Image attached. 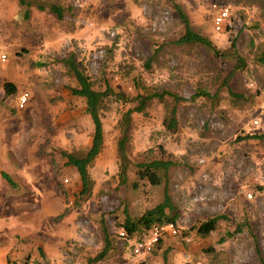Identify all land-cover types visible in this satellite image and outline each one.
Segmentation results:
<instances>
[{
    "label": "rangeland",
    "instance_id": "rangeland-1",
    "mask_svg": "<svg viewBox=\"0 0 264 264\" xmlns=\"http://www.w3.org/2000/svg\"><path fill=\"white\" fill-rule=\"evenodd\" d=\"M224 1L230 19L218 31L214 0H175L216 55L175 44L184 25L171 0H0V46L8 55L0 61V171L12 180L0 174V255L7 250L9 264H264V139H239L264 132V64L257 61L264 8L262 0ZM238 56L245 66L236 68ZM68 57L96 89L111 88L101 110L104 146L88 167L92 190L81 197L79 173L64 154L85 155L94 123L85 98L70 89L78 83ZM6 81L16 93L5 95ZM25 91L30 99L20 108ZM162 91L183 98L178 128L164 126L175 103L169 95L133 112L123 183L122 116L138 94ZM154 159L175 163L158 186L137 175L138 163ZM166 186L178 234L135 254L139 235L122 236L123 224L160 203ZM216 215L224 216L217 229L198 234ZM106 234L107 257L91 262Z\"/></svg>",
    "mask_w": 264,
    "mask_h": 264
},
{
    "label": "trees",
    "instance_id": "trees-1",
    "mask_svg": "<svg viewBox=\"0 0 264 264\" xmlns=\"http://www.w3.org/2000/svg\"><path fill=\"white\" fill-rule=\"evenodd\" d=\"M215 1L219 4H223L229 7L228 3L224 0H214V2ZM171 2L176 12V15L178 16V19L181 20V22L184 25V33L179 39L175 41V44L178 45L199 44L212 49L213 51H215L216 55H221V51L215 46V44L210 40V38L203 35L201 32L197 31L194 28L188 14L185 12L182 5L179 4L178 2H175V0H171ZM262 4H263L262 8H264V0H262ZM51 10L59 19L63 18L64 10L61 6L54 4L51 6ZM235 43H236V38L232 42V47H235ZM235 54L238 53L235 52ZM64 61H65V65L69 67L70 71L73 73L78 83L77 86L71 87L70 89L73 95L85 98L87 112L91 116L92 121L94 123V134H93L92 143L90 148L85 153V155L79 156L74 153L64 154L68 159L67 163L69 165L74 166L79 173L80 180L82 182V189L79 193V197H81L82 195H86V194L89 195L92 190L93 182L89 174L88 167L101 153L104 146V130L101 119V110L104 106L105 98L111 92V88L107 86L105 90L96 89L91 79L82 69L81 65L74 60V57H68L64 59ZM152 61L153 59L150 58V60L148 61V66L151 65ZM238 61L239 62L236 65V68L245 66L244 58L238 56ZM257 61L264 64V49L257 57ZM4 90L6 96H10L16 93V87L10 81H6L4 83ZM232 94L238 96L233 92V90H232ZM260 94H261L260 91H256L255 93V95H260ZM166 95L173 97L175 103L172 104L170 108L168 106L169 109L164 119V126L168 131H176L179 125L177 103L183 100V98L173 92L162 91V92H153L147 95L138 94L136 97V100L138 101L137 106L127 110L122 116V120H121L122 135L119 140V149L123 158V167L121 174L123 183H125L127 180L126 172L128 166L126 164L127 161L126 143L128 141V137L130 133L132 113L144 111L145 108L148 106V104H150L152 99L157 98L159 100H163ZM250 138L264 139V132L247 133L239 139L245 140ZM174 164L175 163L172 160H165V159H154L149 162L147 161L140 162L137 164L138 178L141 180H146L148 183H150L153 186H158L162 184L164 181L167 182L170 168L173 167ZM0 174L7 180L12 181L11 177L6 172L1 170ZM63 215L64 214H61L60 217H62ZM176 218H177L176 205L166 186L163 200L154 207L147 209L141 216L137 218L133 219L131 217H127L123 224L124 227L123 229L125 230L127 237L134 233L140 235L144 231L149 230L155 224L165 223V222L176 223ZM222 218H224V216L222 215H216L211 218H208L199 225L197 229L198 234H200L203 237L209 236V234H211L213 231L217 229L218 222ZM241 230H242L241 227L237 228V231H241ZM161 242L162 240L159 243ZM111 247L112 246H111L110 236L109 234H106L105 246L95 257L90 258V261L98 262L105 259ZM257 251H259L258 246H257ZM164 257L166 262L167 260L166 254Z\"/></svg>",
    "mask_w": 264,
    "mask_h": 264
},
{
    "label": "built area",
    "instance_id": "built-area-1",
    "mask_svg": "<svg viewBox=\"0 0 264 264\" xmlns=\"http://www.w3.org/2000/svg\"><path fill=\"white\" fill-rule=\"evenodd\" d=\"M214 10L217 11L214 15V25L216 30L223 31L226 28V21L230 19V9L228 6L214 2L212 4ZM0 61L6 63L8 55L0 46ZM30 99V93L25 91L19 96L18 103L20 108H24ZM258 123V121H255ZM178 226L174 222L159 223L152 226L149 230L144 231L133 243V251L135 254H150L155 246L167 236H174L178 234ZM120 234L126 236L123 229Z\"/></svg>",
    "mask_w": 264,
    "mask_h": 264
},
{
    "label": "crops",
    "instance_id": "crops-1",
    "mask_svg": "<svg viewBox=\"0 0 264 264\" xmlns=\"http://www.w3.org/2000/svg\"><path fill=\"white\" fill-rule=\"evenodd\" d=\"M13 264V262H11ZM0 264H9L8 251L4 250V253L0 255Z\"/></svg>",
    "mask_w": 264,
    "mask_h": 264
}]
</instances>
